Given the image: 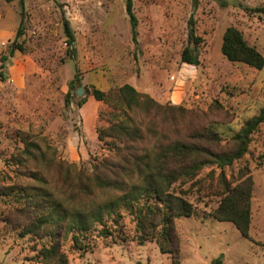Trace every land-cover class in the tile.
Returning <instances> with one entry per match:
<instances>
[{"label":"rangeland","instance_id":"rangeland-1","mask_svg":"<svg viewBox=\"0 0 264 264\" xmlns=\"http://www.w3.org/2000/svg\"><path fill=\"white\" fill-rule=\"evenodd\" d=\"M225 1L200 0L193 9L191 0H133V40L125 0H24L21 26L18 0H0V264H41L43 249L55 242L65 264H171L155 238L140 241L128 209L119 205L104 210L102 221L91 218L120 192L91 187L93 165L115 150L111 139L100 141L96 133L113 123V109L90 92L127 83L159 105L148 101L134 112L136 155H153L175 140L214 153L232 150L233 135L264 107V66L228 61L222 36L233 26L264 56V16L245 9L264 0ZM62 13L73 31V57ZM191 13L202 37L198 66L180 61ZM77 140L83 143L75 147ZM68 144L74 145L72 156ZM245 169L253 182L247 238L210 215L222 187L235 186ZM168 192L193 209L174 219L179 264H211L217 257L221 264H264V124L240 158L222 169L204 165ZM43 208L63 210L67 220L39 224Z\"/></svg>","mask_w":264,"mask_h":264},{"label":"trees","instance_id":"trees-1","mask_svg":"<svg viewBox=\"0 0 264 264\" xmlns=\"http://www.w3.org/2000/svg\"><path fill=\"white\" fill-rule=\"evenodd\" d=\"M18 2L21 26L24 19V0H18ZM199 2L200 0H191L193 9L198 7ZM219 2L222 5L227 4L225 0H219ZM245 9L264 16V5ZM125 11L129 18L132 39L135 40L137 19L133 13V0H125ZM62 22L67 51L73 57L75 39L70 23L63 13ZM19 33L18 30L16 36ZM201 42L202 37L196 34L195 19L191 13L187 19V44L180 52V61L188 65L198 66L200 62L198 45ZM17 48L22 50L20 46ZM14 49L12 47L9 49L10 55L13 54ZM221 53L230 62L244 63L255 69H261L264 66V56L254 46L249 45L242 33L233 26L226 28L223 33ZM90 95L95 101L110 104L113 109V112L110 113L113 123L107 129L96 130V133L100 141L105 138L111 139L114 146L113 150H115L111 159L107 158L93 165L91 187L99 186L97 188H107L120 192L116 200L97 206L91 218L102 221L104 210L109 212L110 209L114 210L121 205L134 215L140 241L148 237L155 238L159 250L171 255V264H179V245L174 228V219L190 216L193 209L191 204L182 196L168 192L169 186L178 179L191 178L204 165H216L222 169L245 154L249 136L261 124H264V107L260 109L257 115L245 121L239 131L233 135L234 147L228 152L214 153L206 148L175 140L165 147L159 148L153 155H136L133 153L136 149L134 144L140 139L138 134L140 128L134 125V112L142 106L148 107L149 105L146 103L148 101L153 102L156 107L159 105L147 94L138 92L127 83L115 90L103 91L92 88ZM84 102V99L81 100L78 106ZM66 103L69 104L68 101ZM118 114L126 122L131 121L132 125L127 126L123 123L117 118ZM115 140L120 141L122 145L114 143ZM124 149L126 150L125 155L120 156ZM241 176L242 180L235 186L225 185L222 187V197L210 215L218 221L232 223L239 233L247 238L250 226V197L253 182L247 169ZM219 179L225 181L222 174L219 175ZM141 201L142 204H140ZM43 209L46 212L39 215V224L54 222L58 225L67 220L63 210L56 208L47 211V208ZM83 222L84 220L79 219L76 224L82 226ZM88 226L89 224L83 227ZM101 232L104 236L110 235L106 228H103ZM51 233L57 236L55 231H51ZM74 239L76 240L75 236ZM262 245L264 247V244ZM42 253L41 264H65V257L60 252L57 242L44 248ZM135 264L142 263L138 261ZM211 264H221V258L217 257L212 260Z\"/></svg>","mask_w":264,"mask_h":264},{"label":"crops","instance_id":"crops-1","mask_svg":"<svg viewBox=\"0 0 264 264\" xmlns=\"http://www.w3.org/2000/svg\"><path fill=\"white\" fill-rule=\"evenodd\" d=\"M78 137H79V136H78ZM79 138H80V137H79ZM79 143H81V144H82V143H83V141H81V140H80V141H78V140H77L75 147H77V144H79ZM67 149H68V154H70V155L72 156V154H73V149H74V145H72V146H71V145H69V144H68V146H67ZM83 149H84V151H85V152H87V151H86V147H85V146H84V148H83Z\"/></svg>","mask_w":264,"mask_h":264},{"label":"water","instance_id":"water-1","mask_svg":"<svg viewBox=\"0 0 264 264\" xmlns=\"http://www.w3.org/2000/svg\"><path fill=\"white\" fill-rule=\"evenodd\" d=\"M76 93H77V95H81V93H82V88L79 87V88L77 89Z\"/></svg>","mask_w":264,"mask_h":264}]
</instances>
